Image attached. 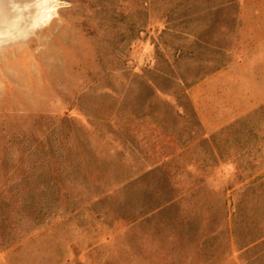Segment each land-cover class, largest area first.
Masks as SVG:
<instances>
[{
  "label": "rangeland",
  "instance_id": "1",
  "mask_svg": "<svg viewBox=\"0 0 264 264\" xmlns=\"http://www.w3.org/2000/svg\"><path fill=\"white\" fill-rule=\"evenodd\" d=\"M0 45V264H264V0H53Z\"/></svg>",
  "mask_w": 264,
  "mask_h": 264
},
{
  "label": "water",
  "instance_id": "2",
  "mask_svg": "<svg viewBox=\"0 0 264 264\" xmlns=\"http://www.w3.org/2000/svg\"><path fill=\"white\" fill-rule=\"evenodd\" d=\"M53 0H0V45L20 40L30 33V24Z\"/></svg>",
  "mask_w": 264,
  "mask_h": 264
}]
</instances>
